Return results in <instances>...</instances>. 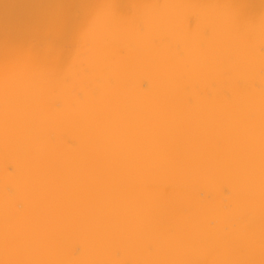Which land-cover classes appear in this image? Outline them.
I'll list each match as a JSON object with an SVG mask.
<instances>
[{"label": "bare ground", "instance_id": "bare-ground-1", "mask_svg": "<svg viewBox=\"0 0 264 264\" xmlns=\"http://www.w3.org/2000/svg\"><path fill=\"white\" fill-rule=\"evenodd\" d=\"M0 264H264V0H0Z\"/></svg>", "mask_w": 264, "mask_h": 264}]
</instances>
